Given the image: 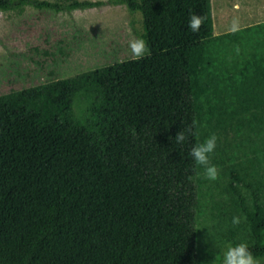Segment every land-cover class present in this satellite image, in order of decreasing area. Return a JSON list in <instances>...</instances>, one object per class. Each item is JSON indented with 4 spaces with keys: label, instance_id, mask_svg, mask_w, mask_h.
<instances>
[{
    "label": "trees",
    "instance_id": "trees-1",
    "mask_svg": "<svg viewBox=\"0 0 264 264\" xmlns=\"http://www.w3.org/2000/svg\"><path fill=\"white\" fill-rule=\"evenodd\" d=\"M106 3L140 12L143 59L93 70L94 83L76 93L62 81L0 96V264H197L186 179L198 143L197 99L212 82L193 77L212 31L208 0H0V10ZM191 14L201 18L196 32L187 27ZM254 64L242 80L248 98L234 113L264 108V67ZM93 84L104 101L121 105L122 117L94 121L95 130L76 127L68 96L90 100ZM189 127L177 144L176 133ZM250 165V175L230 170L225 185L245 218L251 252L264 258V170Z\"/></svg>",
    "mask_w": 264,
    "mask_h": 264
},
{
    "label": "rangeland",
    "instance_id": "rangeland-1",
    "mask_svg": "<svg viewBox=\"0 0 264 264\" xmlns=\"http://www.w3.org/2000/svg\"><path fill=\"white\" fill-rule=\"evenodd\" d=\"M207 4L212 31L205 58L195 66L193 77L199 82L211 77L212 82L197 99L195 138L201 143L216 133L217 146L209 156L218 175L207 179V186L201 185L203 167L192 162L186 188L197 264H222L228 245L249 241L245 218L237 225L231 223V217H242V212L226 190L229 171L250 175L254 162L259 171L264 170V108L234 113L248 98L243 78L254 63L264 62V0H208ZM233 21L237 35L228 34L236 31L231 30ZM142 33L140 12L129 11L123 3L61 11L30 5L0 10V96L62 81L71 82L75 93L86 90L94 83L90 72L131 58L128 41ZM216 36L224 38L212 40ZM89 88L90 100L68 96L74 126L93 124L95 130V122L106 125L122 117L116 100L106 102V92L94 84ZM53 109L48 104L44 111ZM241 192L250 207V194L244 187ZM261 234L264 242V230ZM256 259L264 264V258Z\"/></svg>",
    "mask_w": 264,
    "mask_h": 264
},
{
    "label": "clouds",
    "instance_id": "clouds-1",
    "mask_svg": "<svg viewBox=\"0 0 264 264\" xmlns=\"http://www.w3.org/2000/svg\"><path fill=\"white\" fill-rule=\"evenodd\" d=\"M201 24V18L197 14H191L187 20V27L192 32L199 30ZM238 25L233 21L231 24V30L235 31ZM128 48L131 53V58L134 60L143 59L148 53V45L143 37H132L128 41ZM192 132L191 127L181 129L174 137L177 144H182L188 134ZM218 137L216 133H211L201 143L194 144L190 148V155L195 164L203 167V173L209 180H215L218 175L217 167L215 164L210 163L209 154L213 153L217 146ZM243 217L233 215L231 217V223L237 225L241 222ZM222 264H260L253 253L251 252L249 245L246 241H239L228 245L223 251Z\"/></svg>",
    "mask_w": 264,
    "mask_h": 264
}]
</instances>
